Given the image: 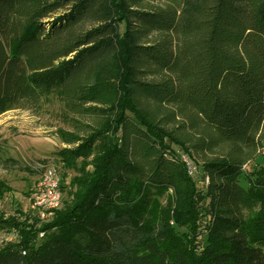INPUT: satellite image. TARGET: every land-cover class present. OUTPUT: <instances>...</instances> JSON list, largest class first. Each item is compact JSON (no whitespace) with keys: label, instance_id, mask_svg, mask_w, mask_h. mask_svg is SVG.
<instances>
[{"label":"trees","instance_id":"16d2710c","mask_svg":"<svg viewBox=\"0 0 264 264\" xmlns=\"http://www.w3.org/2000/svg\"><path fill=\"white\" fill-rule=\"evenodd\" d=\"M46 92L77 175L0 264H264V0H0V115Z\"/></svg>","mask_w":264,"mask_h":264},{"label":"rangeland","instance_id":"374dc122","mask_svg":"<svg viewBox=\"0 0 264 264\" xmlns=\"http://www.w3.org/2000/svg\"><path fill=\"white\" fill-rule=\"evenodd\" d=\"M75 124L76 116L56 92L42 93L35 108L13 109L0 115V180L4 183L0 196L1 213L11 215L18 213V209L31 210L30 198L44 163L55 165L61 178L65 175L66 183L77 175L75 170L64 168L57 156L58 150L72 147L63 141L61 132L73 131ZM215 150L199 154L198 160L213 157L222 151L218 147ZM260 151L264 154L263 147H257L256 153ZM10 156L12 160L8 159ZM196 167L198 169V165ZM194 175L198 176L197 182L201 186L202 174L196 171ZM68 189L65 187L62 190L63 200L70 198ZM160 201L165 204L164 197ZM196 232L197 238L201 239L204 234ZM17 236L13 230H0V247L10 240L15 241Z\"/></svg>","mask_w":264,"mask_h":264},{"label":"built area","instance_id":"2783aa9c","mask_svg":"<svg viewBox=\"0 0 264 264\" xmlns=\"http://www.w3.org/2000/svg\"><path fill=\"white\" fill-rule=\"evenodd\" d=\"M182 158L187 163L189 174L194 175L197 171L196 165L188 156L183 155ZM41 173L33 189L29 207L33 212L39 211L41 218L47 219L53 214L54 209L62 205L61 175L53 164L43 165Z\"/></svg>","mask_w":264,"mask_h":264}]
</instances>
